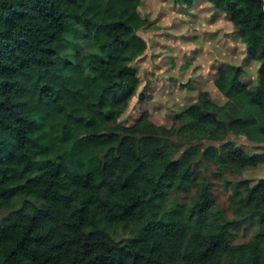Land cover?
<instances>
[{"label":"trees","instance_id":"obj_1","mask_svg":"<svg viewBox=\"0 0 264 264\" xmlns=\"http://www.w3.org/2000/svg\"><path fill=\"white\" fill-rule=\"evenodd\" d=\"M139 1L0 0V264H264V178L228 180V217L200 168L264 161L226 137L264 141V0H209L259 60L257 81L225 63L214 83L226 99L200 90L170 125L146 111L118 118L148 48ZM72 23L110 52L91 57L90 74L80 57L59 61ZM190 187L188 202L172 196ZM247 219L254 233L232 242Z\"/></svg>","mask_w":264,"mask_h":264},{"label":"rangeland","instance_id":"obj_2","mask_svg":"<svg viewBox=\"0 0 264 264\" xmlns=\"http://www.w3.org/2000/svg\"><path fill=\"white\" fill-rule=\"evenodd\" d=\"M138 9L148 17L147 22L137 29L148 44L147 50L136 60L139 84L127 107L120 113L119 120L132 122L142 111L158 123H174V115L194 101L200 90L206 89L217 102L226 96L217 88L214 77L217 70L227 63H239L245 68L242 80L247 84L257 81L259 60L247 54L236 26L227 12L217 8L209 0H195L187 5L181 0H140ZM59 61L76 60L85 62V70L91 73V57H107L109 51L100 49L95 39L84 36L80 25L71 24L57 45ZM141 92H149L143 100ZM227 138L234 140L245 151H264V141L250 140L244 133L229 131ZM221 140L205 139L206 143L219 144ZM202 173L211 184L214 202L225 209L228 217L234 215L228 195L231 186L228 180L248 178L250 183L264 178V161L246 165L237 173H215L213 165L202 160ZM194 187L179 190L172 196L179 201H189ZM30 198V197H29ZM30 200L39 202V199ZM8 209L0 208V217ZM257 220L247 219L235 230L232 242H241L252 236ZM126 235L127 230H120Z\"/></svg>","mask_w":264,"mask_h":264}]
</instances>
